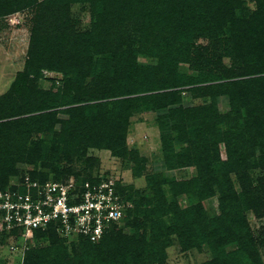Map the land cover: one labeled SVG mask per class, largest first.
<instances>
[{"label":"rangeland","instance_id":"obj_1","mask_svg":"<svg viewBox=\"0 0 264 264\" xmlns=\"http://www.w3.org/2000/svg\"><path fill=\"white\" fill-rule=\"evenodd\" d=\"M15 1H20L19 5H23V8L18 11H10L9 8L10 12L7 13L1 7L3 0L0 1V96L9 91L10 83L20 73L28 72L30 88L45 91L55 88L57 93L61 89L60 94L69 91L66 90L69 88L75 96L79 89L83 92L112 77L111 83L117 82L120 92L118 96H112L111 100H117L126 92V88H136V84L145 92H156L166 87L178 94L168 99L176 101L174 112L166 113L168 109L159 110L154 106L133 108L126 141L117 154L107 148L90 147L84 155H72L67 151L50 154L44 160L45 164L43 159L37 160L35 164L17 160L18 172L12 178L23 181L26 177H32L33 171H37L49 176L62 175L75 179L97 178L103 174L120 181L126 195H132L142 207L144 216L141 219L144 220L150 213L151 220L139 230L132 244L118 249L123 251L125 261H120L122 257H116V261L109 259L108 263L103 264H264L263 190L259 192L263 196L260 210L248 207L241 194L243 187L233 171L237 166L224 167V163L229 160L227 141L218 133L217 127L220 115L232 110L231 98L224 92L227 86L206 88L223 82L222 79L208 82L212 79L207 78L212 68L215 70L213 78L222 77L226 68L228 70L238 62L232 53L235 44L228 36L229 25L215 30V34L218 33L216 46L211 36L192 35L189 54L182 50L186 45L180 43L177 37V26L176 29L161 25L165 18H161L159 23L155 19L154 27L149 26L139 33L121 31L120 44L126 42V46L120 49V55H124L121 61L125 68L131 66L137 69L128 72L132 76H122L124 80L120 81L117 74L112 73L103 81L105 79L95 70L110 67L108 60L103 53L92 49L94 60L88 65L92 68L90 73L86 76L72 74V81L67 85L58 69L27 70L38 8L28 5L32 0ZM45 1L37 0V3ZM188 3V0H179L169 5L172 9L176 7L179 10L176 14L180 16L188 10ZM242 4L246 17H250L258 7L256 0H242ZM165 12H169L166 5ZM65 16L61 27L68 22L70 29L66 27L60 30L61 27L54 24L57 22L59 25L60 15L44 13L41 24L49 38L51 35L56 40L59 34L74 35V32L90 31L96 22L91 3L87 1L72 3L70 13ZM47 19H50L52 26ZM114 36L118 34L114 33ZM71 38L83 43L82 39ZM179 44L180 47H177ZM100 46L107 51L117 50L110 40ZM197 51L217 56L218 65L200 62L198 57L194 58L198 56ZM111 66L114 67L113 62ZM244 104L241 103L243 112ZM202 106L208 108L200 114L196 109ZM57 110V119L67 117ZM166 114L169 117L164 118ZM161 120L166 124V129L168 126V132L161 127ZM219 127L225 128L223 123ZM55 129L61 132V124L58 123ZM53 137L52 131L41 132L39 128L32 133L35 140L48 141L53 140ZM208 140L216 142L217 148L211 146L208 151ZM259 152L256 150L255 159L261 157ZM263 171L249 168L255 184ZM223 175L231 177L236 194L226 193L227 182ZM156 198L159 200L156 201ZM126 202L135 207L134 200ZM18 237L17 242L12 237L7 242L0 239V264H24L22 246L25 241L22 234ZM10 243L20 246L12 247ZM31 244L41 247L47 246L49 241L34 240ZM58 247L56 252L51 253L55 260L59 257V251L69 250L71 253L74 248L77 250L76 255H82L80 246H73L68 240L58 244ZM252 250L254 254L250 256ZM95 262L92 264H99Z\"/></svg>","mask_w":264,"mask_h":264},{"label":"trees","instance_id":"obj_2","mask_svg":"<svg viewBox=\"0 0 264 264\" xmlns=\"http://www.w3.org/2000/svg\"><path fill=\"white\" fill-rule=\"evenodd\" d=\"M83 1L91 3L92 13L96 17L93 28L80 33L74 32L73 29L76 34H59L56 40L51 35L49 38L44 31V25L41 24L44 13L60 15L59 25L57 22L54 24L61 27L63 20L66 19L65 15L70 13V5ZM175 1L179 0H47L43 3L32 0L28 5L38 8L35 18L37 25L30 40L27 70L58 69L63 74V80L69 85L72 74L86 76L90 73L92 68L88 65L94 60L91 50L95 49L96 52L104 54L110 66H104L101 70L96 69L95 73L105 79L103 81H106L112 73L117 74V79L123 81L122 76L131 77L132 74L128 72L137 69L131 66L125 68L121 61L124 55H120V49L126 46V42L120 44L121 31L139 33L149 26L154 27L155 19L159 23L161 18H165L161 25L171 28L177 26L179 29L177 37L180 43L186 45L182 50L189 54L192 48L189 45L192 35L211 36L216 46L218 33L215 34V30L228 24L229 39L235 44L232 53L238 62L232 68L228 70L226 68L222 77H217L218 79L216 76L213 78L215 70L212 68L207 77L212 79L208 82L219 79L223 82L205 87L227 86L224 92L231 98L232 110L226 115H220L217 127L218 133L227 141L229 160L224 163V167L227 169L237 166L233 171L243 187L241 194L244 202L248 207L260 210L263 200L261 194H264V171L255 184L249 168L264 170V0H256L258 7L250 17L243 14L242 0H188V10L180 16L176 14L179 10L176 7L172 9L169 5ZM19 2L3 0L1 7L5 9V13L18 11L23 8ZM165 5L168 6V13L165 12ZM47 21L52 26L50 19ZM63 26L60 30H65L66 27L70 29L68 22ZM114 33L118 36H114ZM71 37L82 39L83 43ZM218 38L220 40L219 35ZM109 40L117 46V50L107 51L100 46ZM177 47H180V44ZM197 53L198 56L194 58L198 57L200 62L208 64L212 62L218 65L217 56L205 55L201 51ZM111 62L114 63L113 68ZM28 74L20 73L10 83L9 91L0 96V179L4 185L9 184L13 179L12 176L17 174V160L35 164L37 160L43 159L45 164L44 160L50 154L67 151L72 155H84L90 147L107 148L117 154V150L124 146L126 141L130 124L129 116L133 108L154 106L159 110L168 109L166 113L174 112L176 109L174 106L176 101H168V99L172 96L177 97L178 93L166 87H161L156 92H145L136 84L137 89L126 88V92H123L117 100H111L112 96H118L120 92L117 82L111 83L113 77L107 82H101L102 85L97 84V87H89L83 92L79 89L74 96V91L69 88H66L69 91L64 94H60L61 89L58 94L55 88L47 91L35 87L32 89ZM121 87L124 89L122 85ZM242 102H245L244 112ZM207 108L202 106L196 111L201 114ZM57 109L67 117L57 119ZM163 117L169 116L166 114ZM58 123L61 124V132H56ZM220 123H223L224 129L219 127ZM161 127L168 132V126L166 129L163 120ZM37 128L41 132L52 131L53 140L32 138L33 130ZM216 144L208 140L206 149L209 151L211 146L215 149ZM256 150H260L261 157L255 159ZM31 176V179L40 182L62 181L69 178L62 175L49 176L37 171H33ZM106 176L102 174L97 178L76 179V181L84 183L101 180ZM222 177L225 183L227 182L226 193L236 194L231 177L228 178V175ZM116 186L125 200L130 199L135 202V207L129 206L126 209V217L121 224L123 226L113 224L103 238L95 242L84 236L64 237L53 225L46 229H36L33 237L27 241V248L24 249V264H92L96 259L99 264H103L109 259L116 261V257H122L120 261H125L123 251L118 249L132 244L139 230L150 223L151 217L148 213L142 220L141 217L144 216L142 207L132 195H126L120 181H116ZM158 200L156 198V201ZM18 236H14V241L19 240ZM11 237L13 238V235L0 232V239L5 242ZM42 239H47L49 244L41 247L31 244L34 240ZM65 240L73 243V246H80L82 255H76L77 250L74 248L71 253L69 250L59 251V257L53 259L51 253L56 252L59 248L58 244ZM15 244L18 245V243H10V246ZM253 254L252 250L250 256Z\"/></svg>","mask_w":264,"mask_h":264},{"label":"built area","instance_id":"obj_3","mask_svg":"<svg viewBox=\"0 0 264 264\" xmlns=\"http://www.w3.org/2000/svg\"><path fill=\"white\" fill-rule=\"evenodd\" d=\"M128 206L109 176L84 183L26 177L4 185L0 179V232L13 239L22 234L23 251L36 229L52 225L62 236L99 241L113 224L123 223Z\"/></svg>","mask_w":264,"mask_h":264}]
</instances>
